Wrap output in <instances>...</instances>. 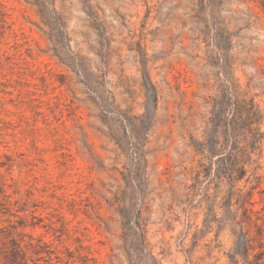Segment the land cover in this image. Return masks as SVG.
<instances>
[{"label": "rangeland", "instance_id": "rangeland-1", "mask_svg": "<svg viewBox=\"0 0 264 264\" xmlns=\"http://www.w3.org/2000/svg\"><path fill=\"white\" fill-rule=\"evenodd\" d=\"M0 264H264V0H0Z\"/></svg>", "mask_w": 264, "mask_h": 264}]
</instances>
